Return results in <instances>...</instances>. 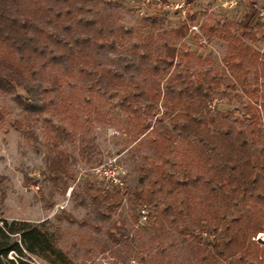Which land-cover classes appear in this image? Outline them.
<instances>
[{"label":"rangeland","instance_id":"obj_1","mask_svg":"<svg viewBox=\"0 0 264 264\" xmlns=\"http://www.w3.org/2000/svg\"><path fill=\"white\" fill-rule=\"evenodd\" d=\"M48 3L68 7L61 1ZM31 4L26 0L25 5ZM71 12L76 10L71 7ZM83 12L89 19L99 16L109 25L125 28L124 36L115 41V49H100L95 56L104 66L121 71L126 89L134 83L145 88L162 86L173 73V66L167 64L165 69L150 71L136 51H153L165 41L162 49L166 52L193 54L186 56L181 66L209 70L220 83L209 102L212 113L220 120L234 122L249 137V129L254 126L259 135L254 140L264 153V118L256 126L252 117L255 107L264 115V93L260 89L263 78L246 63L240 66L249 69L248 73L232 69L228 63L238 60L232 56L231 45L211 30L229 22L235 26L232 34L240 36L236 28L245 26L257 32L259 39L244 38V42L264 51V0H103L98 5L88 4ZM64 18L61 15L59 19ZM148 30L155 35L144 44ZM0 54L7 55V49L0 47ZM91 63L87 67L93 69ZM77 68L69 63L40 66L46 76H57L58 83L45 95L48 109L30 125L31 138L9 125L25 114L15 94L0 93V174L8 177L0 184V196L2 192L6 194L0 201V217L38 224L55 237L73 264H264V231L252 238L241 261L213 254L211 245L215 240L200 227L204 211L211 210L202 190L189 184L175 188L163 177L178 172L192 174L197 163L185 140L164 141L159 132L161 124L156 120L164 110L161 103L159 114L148 120L151 125L142 130L136 114L116 106V96L101 95ZM170 87L176 92L174 84ZM57 124L70 132L68 137L54 132L51 127ZM163 124L168 125V117ZM82 136L95 142L102 155L101 165L124 184L122 204L109 219L96 217L89 199L86 205L80 204L86 183L113 185L92 171L95 163L79 157ZM58 151L69 155L73 172L65 191L44 174L49 157ZM173 203H179L184 210L183 219L174 221L171 215L157 229L142 217V208L146 214L160 217L163 207ZM215 207L226 214L233 210L221 204ZM64 214L77 221L69 222ZM252 215L253 221L264 225V218L260 221L263 214ZM31 263L47 264L36 256Z\"/></svg>","mask_w":264,"mask_h":264},{"label":"trees","instance_id":"obj_2","mask_svg":"<svg viewBox=\"0 0 264 264\" xmlns=\"http://www.w3.org/2000/svg\"><path fill=\"white\" fill-rule=\"evenodd\" d=\"M47 1L51 2L29 0L33 4L25 5L26 0H0V47L8 51L7 55L0 54V93L15 94L25 112L22 119L10 121L11 128L33 137L30 125L40 120V115L48 109L45 95L49 89L55 88L58 77L46 76L40 66L77 65V70L94 83L101 95L116 96V106L136 114L142 130L151 125L148 120L159 114L161 103L164 110L156 120L161 124L159 132L164 141L185 140L193 150V161L197 163L192 174L178 172L163 177L175 188L189 184L202 190L204 201L211 210L204 211L200 227L215 240L211 251L223 259L241 261L252 238L264 231L262 223L251 219L253 212L264 215V153L254 140L259 136L254 126L249 129L252 133L249 137L234 122L220 120L212 113L209 102L214 99V89L220 85L216 74L209 70H189L184 64L181 66L183 59L193 54L166 52L162 49L166 45L164 41L153 51L146 48L135 53L141 61L148 63L150 71L165 69L166 64L173 66V73L166 79L168 81L162 86L156 84L149 88L134 83L126 89L121 71L104 66L95 56L100 49H115V41L124 36L125 28L109 25L99 16L89 19L83 12L88 4L98 5L103 0H55L67 3L65 9ZM71 7L76 10L73 14ZM61 15L65 18L60 20ZM233 27V23L224 22L222 27L211 30L231 45L232 56L238 61L231 60L229 66L248 73L249 69L240 66L248 64L263 78L260 89L264 93V51L254 49L243 40L257 41L258 33L241 25L236 28L240 35L237 36L232 34ZM146 35L144 44L149 43L155 34L148 30ZM175 59H179L178 63L174 62ZM90 62L93 69L87 67ZM184 70L185 75L182 74ZM173 84L177 87L176 92L171 91ZM255 111L252 117L258 126L264 115L262 117L256 107ZM166 117L167 126L163 124ZM221 117H226V114H221ZM51 128L67 137L70 133L62 125H52ZM79 157L96 165L103 162L98 146L84 136L80 138ZM44 174L65 191L73 177L69 155L63 151L51 155ZM7 179L0 174V184ZM24 179L27 180L26 175ZM84 190L86 194L80 204L86 205L89 199L95 216L100 219L111 218L123 201V186L102 187L86 183ZM5 198V192H2L0 201ZM215 204L233 210L226 214ZM184 213L179 203L167 204L160 217L147 214V221L160 229L164 219L172 215L174 221L180 220ZM64 218L69 222L77 221L70 214H64ZM263 218L261 216L260 221ZM110 234L114 241H118L114 234ZM211 243L207 242L208 245ZM33 256L47 264H73L57 245L55 237L38 224L0 217V264H32Z\"/></svg>","mask_w":264,"mask_h":264},{"label":"built area","instance_id":"obj_3","mask_svg":"<svg viewBox=\"0 0 264 264\" xmlns=\"http://www.w3.org/2000/svg\"><path fill=\"white\" fill-rule=\"evenodd\" d=\"M142 1L147 2L148 0H142ZM92 171L97 176H99L101 179H103V180L106 179L108 182H112L114 185H118V186H123L124 185L123 182L120 180V178H117L114 175L108 174V172L105 169V167L103 165H101V164L94 166ZM141 214H142L143 219L146 220L147 214H146V209L145 208L141 209Z\"/></svg>","mask_w":264,"mask_h":264}]
</instances>
